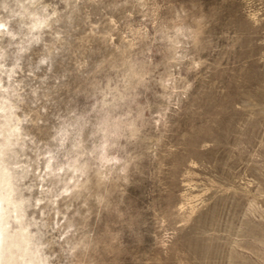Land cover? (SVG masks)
Listing matches in <instances>:
<instances>
[{
    "label": "rangeland",
    "instance_id": "374dc122",
    "mask_svg": "<svg viewBox=\"0 0 264 264\" xmlns=\"http://www.w3.org/2000/svg\"><path fill=\"white\" fill-rule=\"evenodd\" d=\"M44 3L40 138L127 162L90 202L92 264H264V0Z\"/></svg>",
    "mask_w": 264,
    "mask_h": 264
},
{
    "label": "clouds",
    "instance_id": "9594fccd",
    "mask_svg": "<svg viewBox=\"0 0 264 264\" xmlns=\"http://www.w3.org/2000/svg\"><path fill=\"white\" fill-rule=\"evenodd\" d=\"M60 15L44 0H0V264H92L101 245L90 230V202L99 219L110 207L113 171L120 164L127 171L107 142L90 151L79 142L69 147L63 127L40 138L36 105L47 77L36 84L34 73L43 65L51 71L50 57L29 63L26 74L23 58Z\"/></svg>",
    "mask_w": 264,
    "mask_h": 264
}]
</instances>
